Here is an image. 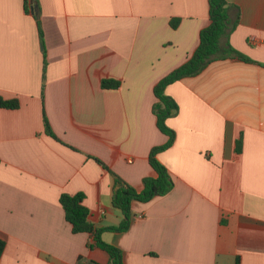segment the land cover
I'll return each mask as SVG.
<instances>
[{
  "label": "crops",
  "instance_id": "0c3cea01",
  "mask_svg": "<svg viewBox=\"0 0 264 264\" xmlns=\"http://www.w3.org/2000/svg\"><path fill=\"white\" fill-rule=\"evenodd\" d=\"M226 1L232 20L240 16L229 42L250 61L217 60L167 87L176 139L157 159L174 187L133 202L126 231L103 233L125 264H264V0ZM37 7L39 21L24 0H0V96L20 103L0 107V264H109L91 234L72 232L61 195L83 193L97 227L124 220L112 204L114 175L139 192L157 176L150 152L169 138L154 88L198 48L210 3ZM104 79L120 86L103 89Z\"/></svg>",
  "mask_w": 264,
  "mask_h": 264
},
{
  "label": "trees",
  "instance_id": "16d2710c",
  "mask_svg": "<svg viewBox=\"0 0 264 264\" xmlns=\"http://www.w3.org/2000/svg\"><path fill=\"white\" fill-rule=\"evenodd\" d=\"M25 10L33 12L39 21L37 0H24ZM210 3V24L201 31L200 44L196 51L190 56L186 63L164 77L154 88L157 102L153 106V111L157 117V125L162 133L168 136L166 144L154 147L150 152V164L156 172V177H146L143 181V190L138 191L131 184L127 183L119 175L115 174V184L113 190L112 204L115 208L122 211L125 218L118 226L97 227L89 221L90 211L84 205L85 196L83 193L76 195L62 194L60 203L65 211L66 219L72 227L74 234L88 233L94 237L93 248H99L109 254V264H125L123 252L118 247L108 244L102 238L104 232H123L126 231L132 221V204L135 201L147 203L156 197L168 194L174 187V180L167 169L158 159L157 155L169 149L175 142L176 132L171 129L167 121L178 112L176 101L166 94L169 85L181 81L185 78L195 77L201 74L209 64L217 60L232 57H239L245 61L249 58L235 50L229 42L230 33L237 27L240 16L233 21L230 15L232 5L226 0H209ZM179 20L172 22L176 27ZM42 35V31H41ZM47 61L44 60V72L46 71ZM103 89H116L120 82L113 79L102 80ZM19 100H5L0 96V107L7 109H17ZM45 127L47 133L56 138L48 119L44 114ZM237 151H241L239 141ZM102 163L100 160H98ZM103 164V163H102ZM5 250V242L0 239V258ZM235 264H240L237 258Z\"/></svg>",
  "mask_w": 264,
  "mask_h": 264
}]
</instances>
